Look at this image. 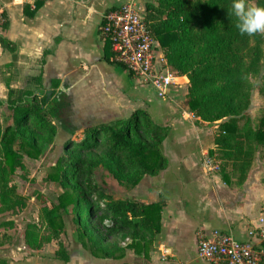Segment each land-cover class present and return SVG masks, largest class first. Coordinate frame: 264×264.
<instances>
[{
	"label": "trees",
	"instance_id": "trees-1",
	"mask_svg": "<svg viewBox=\"0 0 264 264\" xmlns=\"http://www.w3.org/2000/svg\"><path fill=\"white\" fill-rule=\"evenodd\" d=\"M231 4L232 0H154L146 3V22L167 64L189 80L190 112L216 125L215 148L209 150V155L221 160L220 175L227 179V169L231 167L232 172H239L237 180L243 181L258 147L264 146V116L260 129L248 119L243 126L238 124L250 103V74L257 65L249 55L255 53L261 40L257 33H239ZM2 17L0 26L6 28L5 14ZM105 50L106 57L112 58L108 40ZM47 54L46 51L42 65ZM33 81L35 88H8L6 98L0 99V106L10 111L0 121V210L25 205L12 178L19 170L25 171V154L40 155L45 145L53 144L60 125L71 140L64 143L46 179L58 183L61 194L57 203L42 208L40 225L28 224L26 245L39 250L50 241H59L55 256L68 262L70 253L61 240L65 229L59 220L63 221V214L71 213L82 245L93 256L119 259L129 249L150 260L162 229L166 202L116 199L98 189L94 172L98 167L106 169L126 189L137 186L147 174H159L168 164L162 151L167 128L156 124L147 106H143L128 118L81 127L84 137L75 140L78 126L71 117L65 92L54 90L48 96L43 70ZM101 149L104 152L98 154L96 151ZM120 236L130 241L125 246L110 243ZM0 264L8 262L0 258Z\"/></svg>",
	"mask_w": 264,
	"mask_h": 264
},
{
	"label": "crops",
	"instance_id": "crops-1",
	"mask_svg": "<svg viewBox=\"0 0 264 264\" xmlns=\"http://www.w3.org/2000/svg\"><path fill=\"white\" fill-rule=\"evenodd\" d=\"M130 2L144 4L143 0H0V20L4 21L3 14L7 19V27L0 26V99L6 98L8 88H35L33 79L43 70L45 90L65 92L75 125L77 120L85 124L82 127L92 124L93 118L97 122L111 121L138 107V98L146 104L156 124L171 126L168 137L180 136L179 99L184 93L187 100V76H182L180 85H172L168 95L158 96L106 57L105 41L100 34L102 15L112 7ZM192 128L200 130L195 124ZM211 141L201 149V158L215 148L214 135ZM169 146L164 150L167 166L155 176L145 175L143 184L136 186L142 191L132 196L146 203L166 202L162 229L147 263L208 264L197 255L198 231L221 228L246 237L261 215L264 171L255 172L252 165L243 181H228L219 171H207L196 154L175 151ZM200 187L206 190L199 198L205 206L196 209L189 194ZM7 219L17 224L15 217ZM5 247L0 244V258L8 264L30 263V258L23 257L30 249L24 240L20 246L8 245V250ZM53 258L49 254L42 263ZM126 258H104L94 264L130 263ZM73 263L70 257L65 264Z\"/></svg>",
	"mask_w": 264,
	"mask_h": 264
},
{
	"label": "rangeland",
	"instance_id": "rangeland-1",
	"mask_svg": "<svg viewBox=\"0 0 264 264\" xmlns=\"http://www.w3.org/2000/svg\"><path fill=\"white\" fill-rule=\"evenodd\" d=\"M143 1L146 6L147 2H152L154 0ZM248 3L253 5H264L262 0H248ZM257 34L260 36L261 41L257 48H255V53L251 52L249 55L251 60H255L257 62L256 67H252V72L250 74V81L252 84L250 103L243 117L238 120V124L239 126H243L248 119L254 128L260 129L262 127L261 121L264 116V33ZM183 82H185V80ZM181 96V99H179V106L181 107V119L179 120H181L180 126H182L180 136L172 135L171 138L168 137L171 126L166 125L165 128H167V136L163 141L162 151L164 153V150L168 149L171 144L172 149L175 151L185 150L187 153L192 152L193 154H196L197 157L200 158V164L203 165L201 149L212 144L211 138L215 132V123H205L199 118L194 117V115L190 112L187 100L184 99L185 94L182 93ZM136 101L138 102V107L131 109V111L123 112L116 118H128L133 110L146 106L142 100L137 98ZM9 114L10 111L7 108L1 107L0 121H2L4 117H8ZM91 121L92 123H97V120H94V118ZM76 122L78 129L74 134L73 139L75 140L84 137V132L79 128L85 125L80 123L79 120ZM166 123L169 124V121ZM194 124L200 127L199 131L192 128ZM57 130L59 134L56 136L53 144L45 145L42 154L33 156L24 155V163L26 166L25 171L19 170L12 178L17 184V191L21 198L25 201V205L15 208L14 210H0V244L2 246L6 245L7 247L5 248L7 250L9 249L8 245H22L28 224L40 225L39 216L42 214V208L46 204L48 206H52L54 203L58 202V196L61 194L60 185L56 182L48 181L46 177L53 171L56 160L63 152L64 143L71 137L70 134L62 129L60 125H57ZM64 139L66 140L64 141ZM96 152L101 154L104 150L101 149ZM217 160L221 163L219 158H217ZM252 165L255 172L264 171V146L258 147ZM218 171L220 173L222 168ZM227 172L228 181H231V178H239V172H232L231 167L227 169ZM94 177L98 185V189L105 194L112 195L116 199L132 198V196L140 194L142 191L141 188L137 190L136 186L131 189H126L121 186L106 169L102 167H98L95 170ZM140 182L139 184L142 185L143 182ZM203 186H205V184ZM220 188L221 186H218L219 190ZM205 192L206 190L203 187H200L194 190V194L192 192L189 194L191 199H193L192 202L197 204L195 206L196 209H203L205 206V202L203 203L199 199L201 193L205 194ZM71 208L72 205L68 207L69 211H71ZM11 217H15V219L18 220L16 225L13 220L7 219ZM59 223L64 226L65 231L61 235V240L65 247L69 250L71 260L75 261L73 264H94V262L98 263L97 260L104 259L93 256L89 249L82 245V240L78 237L77 225L74 221L73 214H63V221L59 220ZM41 232H44L43 228L41 229ZM129 241L130 240L125 239L124 236H120L110 241V243L115 246H125ZM58 249L59 241L53 240L40 248V252L34 250L33 248H30L29 250L26 249V254L24 253L23 257L30 258L29 264H65L66 262L59 260L55 256V251ZM129 252L133 251L129 249L125 250L124 257L122 258H126ZM13 254L14 256H17L16 253ZM49 254H52L54 258L50 262L46 260L42 263L43 258ZM132 254L134 255L126 258L130 261V263L124 262L122 264H143L147 261L142 255H136L134 252ZM18 262H21V260Z\"/></svg>",
	"mask_w": 264,
	"mask_h": 264
},
{
	"label": "built area",
	"instance_id": "built-area-1",
	"mask_svg": "<svg viewBox=\"0 0 264 264\" xmlns=\"http://www.w3.org/2000/svg\"><path fill=\"white\" fill-rule=\"evenodd\" d=\"M100 34L110 42L111 59L158 96L168 95L172 85L181 84L182 75L167 64L158 41L150 34L144 4L130 2L106 10ZM203 166L215 172L220 161L206 154ZM196 236L197 255L208 264H264V200L258 224L246 237L221 228L202 229Z\"/></svg>",
	"mask_w": 264,
	"mask_h": 264
},
{
	"label": "clouds",
	"instance_id": "clouds-1",
	"mask_svg": "<svg viewBox=\"0 0 264 264\" xmlns=\"http://www.w3.org/2000/svg\"><path fill=\"white\" fill-rule=\"evenodd\" d=\"M231 13L242 35L264 33V5L249 4L248 0H232Z\"/></svg>",
	"mask_w": 264,
	"mask_h": 264
},
{
	"label": "water",
	"instance_id": "water-1",
	"mask_svg": "<svg viewBox=\"0 0 264 264\" xmlns=\"http://www.w3.org/2000/svg\"><path fill=\"white\" fill-rule=\"evenodd\" d=\"M1 50H2V46H1V44H0V52H1ZM48 95H51V92L48 93ZM6 96H7V95H6Z\"/></svg>",
	"mask_w": 264,
	"mask_h": 264
},
{
	"label": "flooded vegetation",
	"instance_id": "flooded-vegetation-1",
	"mask_svg": "<svg viewBox=\"0 0 264 264\" xmlns=\"http://www.w3.org/2000/svg\"><path fill=\"white\" fill-rule=\"evenodd\" d=\"M43 86H44V85H43ZM57 91H60V90H57ZM46 92H47V91H46ZM50 92H52V91L47 92V94L50 93ZM48 96H49V95H48Z\"/></svg>",
	"mask_w": 264,
	"mask_h": 264
}]
</instances>
